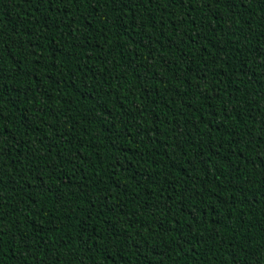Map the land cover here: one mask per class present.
<instances>
[{"label": "trees", "instance_id": "1", "mask_svg": "<svg viewBox=\"0 0 264 264\" xmlns=\"http://www.w3.org/2000/svg\"><path fill=\"white\" fill-rule=\"evenodd\" d=\"M0 264H264V0H0Z\"/></svg>", "mask_w": 264, "mask_h": 264}]
</instances>
